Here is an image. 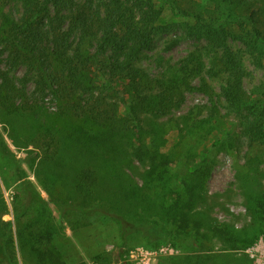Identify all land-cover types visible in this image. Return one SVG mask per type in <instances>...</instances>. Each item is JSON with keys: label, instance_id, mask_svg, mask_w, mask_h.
Here are the masks:
<instances>
[{"label": "trees", "instance_id": "trees-1", "mask_svg": "<svg viewBox=\"0 0 264 264\" xmlns=\"http://www.w3.org/2000/svg\"><path fill=\"white\" fill-rule=\"evenodd\" d=\"M12 3L19 7L17 14L3 11ZM0 10V114L13 132L26 130L27 139L41 150L36 175L48 174L51 183L67 190L58 198L65 212L98 211L120 223L121 256L128 245L144 242L154 248L166 232L188 231L205 203L209 149L174 187L171 153L160 150L157 127H145L147 114L163 117L181 107L186 90L194 88L192 79L201 77L211 95L210 79L217 80L221 97L239 115V128L251 144L264 145V91L245 86L252 76L247 60L264 68V0H0ZM168 13L193 19L186 20L185 33L210 46L153 78L141 62ZM234 40L243 52L233 50ZM125 88L132 100L121 114L114 94ZM49 95L57 113L44 109ZM205 126L199 123L193 132L200 134ZM134 158L149 164L147 183L161 191L149 192L128 178L125 167ZM253 183L247 181L251 195ZM28 196L45 202L32 184ZM251 202V214L264 219V199L253 195ZM6 203L0 193V264H20L13 222L3 218ZM53 233L24 225L19 247L29 249L39 264H66L36 240H50ZM200 259L197 264H205Z\"/></svg>", "mask_w": 264, "mask_h": 264}, {"label": "rangeland", "instance_id": "rangeland-1", "mask_svg": "<svg viewBox=\"0 0 264 264\" xmlns=\"http://www.w3.org/2000/svg\"><path fill=\"white\" fill-rule=\"evenodd\" d=\"M2 8L4 12L14 11L15 14L19 9L14 3ZM168 14V21L163 22V28L144 52L141 62L153 78L176 69L192 51L210 46L206 39L199 40L185 33L184 27L189 18ZM189 21L194 22L193 19ZM232 44L233 50L243 52L241 43L234 40ZM247 64L252 76L245 81L246 89L264 91V68L255 66L249 60ZM3 67L7 68L6 65ZM24 72L23 67L16 75L20 77ZM203 83L201 77L192 79L194 88L186 90L185 101L180 108L163 117L149 113L145 120L147 129L157 127L161 133L160 150L171 153L170 167L174 173L171 185L174 187H180L179 183L199 161L202 150L209 149L211 174L206 186L205 203L198 208L201 212L191 219L188 231H168L163 242L154 248L144 242L128 245L122 256L120 223L98 211L83 213L69 209L65 212L64 203L58 198L67 195V190L51 183L52 178L48 174L36 175L37 165L42 160L41 150L27 139L26 130L13 132L11 125L0 114V193H3L8 207L3 218L13 222L20 264H39L29 249L19 247L18 231L27 224L54 232L50 240H36L38 243L42 241L43 247L57 251L66 264H197L200 256L205 264H264V219L260 216L256 218L248 207L253 195L264 199V145L251 144L239 128V115L221 97L218 81L210 79L212 95ZM33 86L29 84L28 90L31 91ZM114 95L123 114L132 100L131 94L125 88ZM43 106L47 113L58 111V104L51 95L47 96ZM199 123L206 126L201 128L200 134H196L193 129ZM217 140L220 143L214 145ZM148 170L149 164L142 163L138 158H134L131 166L125 167L132 181L149 192L161 191L158 185L147 183L145 174ZM246 180H254L252 188L255 192L252 195ZM29 183L41 192L45 202L29 200ZM46 187L50 190L47 191ZM16 193L20 197L15 200ZM1 213L0 209V216ZM216 228H221L223 232H216ZM255 239L258 240L249 245ZM200 240L204 241L203 246L199 244ZM99 254L100 258L97 257Z\"/></svg>", "mask_w": 264, "mask_h": 264}]
</instances>
